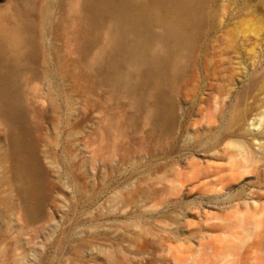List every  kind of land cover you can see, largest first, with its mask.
I'll return each instance as SVG.
<instances>
[{"label": "rangeland", "instance_id": "obj_1", "mask_svg": "<svg viewBox=\"0 0 264 264\" xmlns=\"http://www.w3.org/2000/svg\"><path fill=\"white\" fill-rule=\"evenodd\" d=\"M104 1L0 0V264H264V0Z\"/></svg>", "mask_w": 264, "mask_h": 264}, {"label": "bare ground", "instance_id": "obj_2", "mask_svg": "<svg viewBox=\"0 0 264 264\" xmlns=\"http://www.w3.org/2000/svg\"><path fill=\"white\" fill-rule=\"evenodd\" d=\"M162 1L161 2V5L164 7V8H167V9H172L174 10L173 12H175V15L177 17V22H181V14L184 12H187L191 9V5H193L192 3L194 2V0H160ZM86 5H87V8H88V11L91 13V15L94 17V18H100L101 15H103L102 13L103 12H111V13H115L116 12V6L115 4L111 3L110 1H104V0H86ZM172 7V8H171ZM122 8V7H121ZM194 7H192L193 9ZM191 9V10H192ZM190 10V11H191ZM119 11V10H118ZM117 11V12H118ZM127 11V10H125ZM142 11V10H141ZM193 11V10H192ZM128 12V11H127ZM144 12V11H142ZM142 12L140 14H142ZM120 13V12H119ZM117 14V13H116ZM122 14V13H120ZM126 14V13H125ZM128 14H131V13H128ZM182 14V15H183ZM124 15V13H123ZM144 15V13H143ZM187 17L188 14L186 13L185 14ZM136 17V15H134ZM145 16V15H144ZM192 16V15H191ZM132 17V16H131ZM144 18V17H143ZM143 18L139 15L138 17L134 18L136 21L135 22H130L128 21L126 17L124 16H120L119 17V21L117 22L116 26H115V29H114V32H113V44H112V48H114L115 51L118 52V54L120 53V55H126L128 58L130 59H136L138 55L141 54V48L137 45H131L127 39H126V36H125V32L127 30V28L129 27H133V28H136V30L141 33V34H146V31H145V27H143ZM183 18V16H182ZM132 19V18H130ZM185 18H183L184 20ZM187 19V18H186ZM189 20V18L187 19ZM145 21V20H144ZM182 23V22H181ZM135 30V31H136ZM16 32L14 31H10L5 23H4V20L0 17V46L2 45L3 41H5L6 39L8 38H11V39H15L16 42L18 43V45H22L23 42H22V38L20 37V35H18L17 33L15 34ZM129 33V31H128ZM182 28L181 26L179 28H172L170 29V31L168 32V35L170 36H173V37H179V35L182 36ZM147 35V34H146ZM147 39V41L149 40L148 38H145ZM145 42V41H144ZM143 44V43H142ZM145 44V43H144ZM143 44V45H144ZM112 50V49H111ZM113 50V52H114ZM32 51H30L29 53L31 54ZM161 54V53H160ZM18 55H19V51H18ZM137 55V56H135ZM162 55V54H161ZM107 56V55H105ZM135 56V57H134ZM109 57V56H108ZM107 57V58H108ZM111 57V56H110ZM124 57V56H123ZM121 57V58H123ZM106 58V57H105ZM167 58V57H165ZM104 59V58H103ZM102 59V60H103ZM111 59V58H110ZM163 60V59H162ZM171 60V59H170ZM108 61V60H107ZM138 62V66H143V65H146V64H149L152 69L154 70V72L158 69V67L160 66V64H163L160 60V58L156 57V56H153L152 59H151V62H147L146 60H144V58H141L138 60H136ZM100 62V61H99ZM167 63V62H165ZM100 64H104V63H100ZM140 67V68H141ZM147 72V71H145ZM6 73V72H5ZM8 73V72H7ZM5 75V74H4ZM4 77V76H3ZM2 78V77H1ZM6 78V77H5ZM125 78V77H124ZM2 80V79H1ZM8 81V80H7ZM129 82V81H128ZM127 85V84H126ZM134 84L133 83H129V86H133ZM12 98V97H11ZM13 102V101H12Z\"/></svg>", "mask_w": 264, "mask_h": 264}]
</instances>
